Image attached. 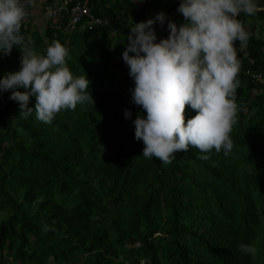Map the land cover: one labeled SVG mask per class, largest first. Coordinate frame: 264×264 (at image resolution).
Returning <instances> with one entry per match:
<instances>
[{"label": "trees", "instance_id": "1", "mask_svg": "<svg viewBox=\"0 0 264 264\" xmlns=\"http://www.w3.org/2000/svg\"><path fill=\"white\" fill-rule=\"evenodd\" d=\"M47 3L55 2L25 4V41L40 53L54 40L65 44L94 103L45 123L35 110L20 113L12 90L0 94V264H264V85L252 77L264 81V11L238 17L249 39L238 51L232 153L190 146L164 164L144 157L135 139L133 120L144 110L132 103L122 54L135 22L163 10L183 23L174 14L180 0H91L111 25L71 32L38 23ZM19 48L0 53V78L20 68ZM195 114L186 106V120ZM242 243L256 253L242 252Z\"/></svg>", "mask_w": 264, "mask_h": 264}, {"label": "clouds", "instance_id": "2", "mask_svg": "<svg viewBox=\"0 0 264 264\" xmlns=\"http://www.w3.org/2000/svg\"><path fill=\"white\" fill-rule=\"evenodd\" d=\"M177 11L183 14V23L177 24L163 10L135 22L122 54L134 80L132 103L144 110L133 120L135 139L143 140L144 157L159 158L164 164L190 146L201 153L213 149L232 153L241 86L238 51L249 39L238 17L264 11V5L259 0H180ZM26 15L25 0H0V53L10 54L17 45L22 50L20 68L0 78V94L12 90L9 98L19 102L20 113L28 116L35 110L36 118L45 123L61 110L94 103L88 91L91 81L87 75L73 74L65 44L54 40L40 53L25 41L21 29ZM165 22L168 36L158 37L155 25ZM31 97L36 100L34 108L29 107ZM186 106L196 111L187 120ZM124 114L133 115L127 108ZM240 248L247 254L257 251L252 244L242 243Z\"/></svg>", "mask_w": 264, "mask_h": 264}, {"label": "built area", "instance_id": "3", "mask_svg": "<svg viewBox=\"0 0 264 264\" xmlns=\"http://www.w3.org/2000/svg\"><path fill=\"white\" fill-rule=\"evenodd\" d=\"M91 0H60L59 3H47L42 5V12L37 16V21L49 24L51 28L64 27V30L71 32L77 26H88L89 28H105L111 25L110 20L101 19L95 16L90 9ZM74 2V3H73ZM259 84L264 85L260 75L252 76Z\"/></svg>", "mask_w": 264, "mask_h": 264}, {"label": "rangeland", "instance_id": "4", "mask_svg": "<svg viewBox=\"0 0 264 264\" xmlns=\"http://www.w3.org/2000/svg\"><path fill=\"white\" fill-rule=\"evenodd\" d=\"M55 3L57 2V3H59L60 2V0H53ZM175 13H177V14H179V15H182L183 16V14L181 13V12H178L177 10L176 11H174V14ZM43 22H41L40 24H42ZM84 28H89L88 26H85ZM155 28H156V30H157V33H158V37H163V34H165V37H167L168 36V33H169V30L168 29H166V30H162V26H160V27H157V26H155ZM164 31V32H163ZM17 102V101H16ZM120 109H118V111H119ZM187 114H189V115H191V111L190 110H187V112H186Z\"/></svg>", "mask_w": 264, "mask_h": 264}, {"label": "crops", "instance_id": "5", "mask_svg": "<svg viewBox=\"0 0 264 264\" xmlns=\"http://www.w3.org/2000/svg\"><path fill=\"white\" fill-rule=\"evenodd\" d=\"M42 1H44V0H31V2H28V0H25V4H32V5H34V4H39Z\"/></svg>", "mask_w": 264, "mask_h": 264}]
</instances>
